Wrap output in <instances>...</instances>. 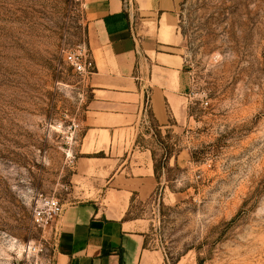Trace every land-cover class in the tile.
<instances>
[{
    "label": "rangeland",
    "instance_id": "obj_1",
    "mask_svg": "<svg viewBox=\"0 0 264 264\" xmlns=\"http://www.w3.org/2000/svg\"><path fill=\"white\" fill-rule=\"evenodd\" d=\"M176 3L186 121L160 128L144 99L134 143L155 188L127 218L165 264H264V0ZM85 34L82 0H0V264L52 253L54 232L31 220L38 195L64 208L108 187L74 178L90 94L63 55Z\"/></svg>",
    "mask_w": 264,
    "mask_h": 264
},
{
    "label": "crops",
    "instance_id": "obj_2",
    "mask_svg": "<svg viewBox=\"0 0 264 264\" xmlns=\"http://www.w3.org/2000/svg\"><path fill=\"white\" fill-rule=\"evenodd\" d=\"M82 3L94 73L87 82L86 133L74 178L81 184L87 175H101L108 187L98 199L63 208L56 223L54 264H165L161 253L146 244L141 223L127 215L133 198L145 201L155 188L150 150L134 143L144 99L160 128L186 121L189 83L178 53L177 3Z\"/></svg>",
    "mask_w": 264,
    "mask_h": 264
},
{
    "label": "built area",
    "instance_id": "obj_3",
    "mask_svg": "<svg viewBox=\"0 0 264 264\" xmlns=\"http://www.w3.org/2000/svg\"><path fill=\"white\" fill-rule=\"evenodd\" d=\"M64 61L81 80L87 81L94 73V62L90 56L89 50L85 43L76 46L73 50L64 52ZM63 206L53 197L38 195L36 205L32 209V224L41 231L48 230L54 232L53 238L56 240L57 229L56 223L62 215ZM28 253L39 254L42 252L40 245H26ZM54 251V249H53ZM52 253L45 255L40 264H54Z\"/></svg>",
    "mask_w": 264,
    "mask_h": 264
},
{
    "label": "trees",
    "instance_id": "obj_4",
    "mask_svg": "<svg viewBox=\"0 0 264 264\" xmlns=\"http://www.w3.org/2000/svg\"><path fill=\"white\" fill-rule=\"evenodd\" d=\"M150 153H151V158H152V156H153V155H152V152L150 151ZM152 161H153V160H152ZM154 173H156V169H155L154 166H153V174H154Z\"/></svg>",
    "mask_w": 264,
    "mask_h": 264
}]
</instances>
